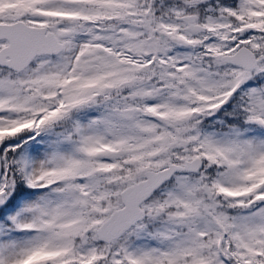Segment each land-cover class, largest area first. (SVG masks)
Returning a JSON list of instances; mask_svg holds the SVG:
<instances>
[{
  "label": "snow or ice",
  "instance_id": "snow-or-ice-1",
  "mask_svg": "<svg viewBox=\"0 0 264 264\" xmlns=\"http://www.w3.org/2000/svg\"><path fill=\"white\" fill-rule=\"evenodd\" d=\"M0 264H264V0H0Z\"/></svg>",
  "mask_w": 264,
  "mask_h": 264
}]
</instances>
